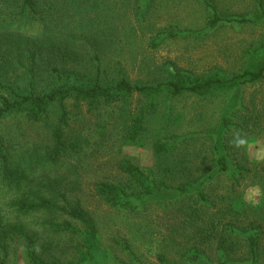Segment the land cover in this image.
Wrapping results in <instances>:
<instances>
[{
  "label": "rangeland",
  "instance_id": "rangeland-1",
  "mask_svg": "<svg viewBox=\"0 0 264 264\" xmlns=\"http://www.w3.org/2000/svg\"><path fill=\"white\" fill-rule=\"evenodd\" d=\"M31 3L0 0V108L4 97L60 87L122 80L189 87L264 64V0ZM215 12L253 22L211 27ZM65 105L67 150L53 169L34 154L53 142L58 104L8 112L0 140L16 163L25 152L36 160L24 183L44 182L47 170L76 184L96 232L76 221L75 232L50 229L48 214L18 213L0 156V264H35L28 236L44 244L42 257L65 259L76 249L74 264H264V73L205 92L73 94Z\"/></svg>",
  "mask_w": 264,
  "mask_h": 264
},
{
  "label": "trees",
  "instance_id": "trees-1",
  "mask_svg": "<svg viewBox=\"0 0 264 264\" xmlns=\"http://www.w3.org/2000/svg\"><path fill=\"white\" fill-rule=\"evenodd\" d=\"M27 3L32 4L31 0H27ZM237 21L239 23L253 22L251 19L240 18V19H225L214 13L213 19L210 21L211 27L218 26L223 21ZM264 73V64L258 70V72H247L242 75L235 76L231 79H211L202 83L195 84L193 86L185 87L179 86L176 83H161L156 86H141L134 85L127 80L119 81L116 85H102L96 83L90 87L72 86L69 88L60 87L44 95H29L19 96V100L11 101L8 98H3V104L0 108V120L8 113L24 104H33L39 112L45 111L51 104H58L62 111V116L59 122V126L53 133V142L46 144L42 149L43 153L37 150L34 156L38 157V163L45 165V168L53 169L54 166L59 165L63 155L66 154V129L62 126L66 124L67 109L65 102L73 94H78L82 97H97L100 95H110L113 92L121 93H146V92H157L162 87L171 88L174 94H179L184 91L189 92H205L214 85H226L233 84L240 80L242 83L255 82L259 80ZM0 156L2 161V172L4 179L9 181L12 185L11 189L15 190L16 195L12 199V206L16 208V211L20 214H28L31 212L46 213L50 217L47 220L46 225L52 228H60V231H73L75 232L76 227L72 224V221H76L84 225L90 234H95L96 227L90 212L83 206L81 200L78 197L76 184L65 183L63 176L60 171L56 174L54 171L51 172L50 176L47 170L40 182L32 184L25 179H31L32 173L37 166L36 160L32 161V156L28 155V152L22 154L23 163H16L12 159V153L7 149L4 141L0 140ZM27 154V155H26ZM34 158V157H33ZM28 163V164H27ZM219 164L222 170H227V161L225 157L219 159ZM37 168V167H36ZM49 170V169H48ZM57 171V170H55ZM54 173V174H53ZM68 217L62 222L56 221L57 218ZM26 242L29 244V255L35 264H61L62 261H67L66 264H74L78 251H73L72 256H66L65 259L57 256L56 253L42 257L39 255V250H45L44 244L37 245L34 243L32 236L26 238ZM251 254L253 258H256V241L251 237ZM50 242V247H51ZM77 248V247H76ZM79 261L76 263L79 264ZM228 264V263H221Z\"/></svg>",
  "mask_w": 264,
  "mask_h": 264
},
{
  "label": "clouds",
  "instance_id": "clouds-1",
  "mask_svg": "<svg viewBox=\"0 0 264 264\" xmlns=\"http://www.w3.org/2000/svg\"><path fill=\"white\" fill-rule=\"evenodd\" d=\"M245 140L244 139H241V138H238L237 139V144L238 145H244L245 144ZM259 193V187L257 186L256 188H253L249 191L248 195H249V198H251L252 195L254 194H258Z\"/></svg>",
  "mask_w": 264,
  "mask_h": 264
}]
</instances>
